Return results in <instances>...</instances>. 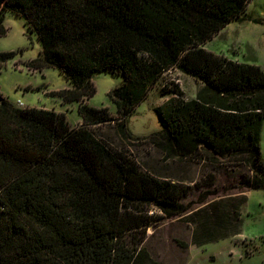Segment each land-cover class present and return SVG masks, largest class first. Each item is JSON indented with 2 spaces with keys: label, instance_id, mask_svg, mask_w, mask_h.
<instances>
[{
  "label": "trees",
  "instance_id": "16d2710c",
  "mask_svg": "<svg viewBox=\"0 0 264 264\" xmlns=\"http://www.w3.org/2000/svg\"><path fill=\"white\" fill-rule=\"evenodd\" d=\"M252 1L0 0V38L7 12L24 19L41 47L28 68L58 69L71 88L52 94L80 103L83 119L72 128L64 113L0 93V264H164L147 242L152 230L171 246L168 221L196 246L242 234L248 192L264 191V68L204 45L249 20ZM16 55L0 52V68ZM172 69L201 84L196 97L175 86L154 109L161 130L133 135L130 117ZM101 74L123 78L108 94L118 115L86 102ZM106 125L118 144L95 131ZM133 147L180 163L178 180L146 171Z\"/></svg>",
  "mask_w": 264,
  "mask_h": 264
},
{
  "label": "rangeland",
  "instance_id": "374dc122",
  "mask_svg": "<svg viewBox=\"0 0 264 264\" xmlns=\"http://www.w3.org/2000/svg\"><path fill=\"white\" fill-rule=\"evenodd\" d=\"M249 12L263 23L250 21L233 23L215 38L208 48L216 54L235 57L242 63L264 67V0H253L249 5ZM5 25L9 31L6 36L0 38V52L14 51L17 55L0 68V93L15 106L20 100L24 104V109L55 110L67 115L72 128L82 125L80 103L66 104L52 94L71 87V83L60 71L55 68L32 71L28 68L27 63L39 57L41 47L37 36L31 34L25 20L12 12H7ZM94 82L97 94L86 102L96 108L107 107L113 115H118L116 105L109 99L108 94L122 84L123 78L101 74L94 78ZM200 85L194 78L177 69L166 72L161 86L154 88L130 117L129 130L135 136H147L160 131L161 124L154 109L173 96L176 92L175 86L180 87L186 99H191L196 97ZM164 87L169 90L166 95L162 92ZM95 131L101 137L118 144L114 126H98ZM262 147L264 159V143ZM140 150L132 148L138 157V163L146 171L154 172L163 178L178 180L177 171H182L180 163L164 160L162 152L153 148H146L141 152ZM193 166L195 167L192 171H197L194 177H199L198 171H203L202 165ZM243 219L241 235L203 247L191 244L192 240L188 238L186 231L178 229L174 222L168 221L160 231L164 232V239L171 246L162 247L161 242L156 240V236L161 232L153 235L152 230L147 246L155 259L164 264H264V191H253L251 196L248 194ZM172 228L177 230L173 229V233ZM182 240L190 242L186 252H182L177 246L176 241Z\"/></svg>",
  "mask_w": 264,
  "mask_h": 264
},
{
  "label": "crops",
  "instance_id": "0c3cea01",
  "mask_svg": "<svg viewBox=\"0 0 264 264\" xmlns=\"http://www.w3.org/2000/svg\"><path fill=\"white\" fill-rule=\"evenodd\" d=\"M247 15L249 16V20H246V21H250V22H254V23H257V24H262L263 23V21L261 20V19H257V18H254L253 17V15H251L250 14V12H249V7H248V12H247ZM246 21H242V22H235V23H243V22H246ZM256 21H259V22H256ZM233 24V23H232ZM231 25V24H230ZM228 27V26H227ZM226 27V28H227ZM225 28V29H226ZM224 29V30H225ZM223 30V31H224ZM222 31V32H223ZM221 32V33H222ZM221 33L218 35V36H216L215 38H217V37H219L220 35H221ZM215 38L214 39H212L211 41H209L207 44H205L204 45V48L206 49V50H208V51H210V52H213L212 50H210L209 48H208V46H209V44L211 43V42H213L214 40H215ZM214 53V52H213ZM229 58V57H228ZM229 59H232V60H234V61H238V62H240V60H238L237 58H235V57H233V58H229ZM242 63V62H241ZM253 65H256V64H253ZM258 66H260V65H258ZM261 67H263V66H261ZM264 68V67H263ZM33 71V70H32ZM69 88H71V87H69ZM195 98V97H194ZM194 98H191V99H194ZM20 101V100H19ZM22 102V101H21ZM23 103V102H22ZM15 107H17V108H19V109H24V107H20L18 104H17V106H15ZM264 143V123H263V130H262V136H261V150L263 151V147H262V144ZM251 192H253V191H251ZM251 192H248V194L251 196Z\"/></svg>",
  "mask_w": 264,
  "mask_h": 264
},
{
  "label": "built area",
  "instance_id": "2783aa9c",
  "mask_svg": "<svg viewBox=\"0 0 264 264\" xmlns=\"http://www.w3.org/2000/svg\"><path fill=\"white\" fill-rule=\"evenodd\" d=\"M18 105H19L20 107H24V104H23L21 101L18 102Z\"/></svg>",
  "mask_w": 264,
  "mask_h": 264
}]
</instances>
